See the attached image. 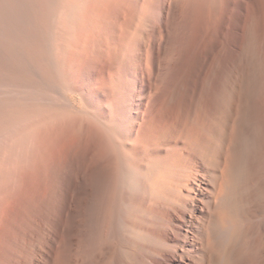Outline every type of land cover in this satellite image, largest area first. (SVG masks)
Listing matches in <instances>:
<instances>
[{
    "label": "bare ground",
    "instance_id": "6f19581e",
    "mask_svg": "<svg viewBox=\"0 0 264 264\" xmlns=\"http://www.w3.org/2000/svg\"><path fill=\"white\" fill-rule=\"evenodd\" d=\"M15 12L0 264H264V0Z\"/></svg>",
    "mask_w": 264,
    "mask_h": 264
},
{
    "label": "rangeland",
    "instance_id": "374dc122",
    "mask_svg": "<svg viewBox=\"0 0 264 264\" xmlns=\"http://www.w3.org/2000/svg\"><path fill=\"white\" fill-rule=\"evenodd\" d=\"M0 4H1L0 5L1 6L0 7V30L4 28L2 30L3 32L0 31V50H1L0 51V72L3 74V76L2 75L0 76V93H2V94H0V96H1L0 97V119L1 120L5 119V121H13L14 120V122H15L16 121L15 120L16 119V112H15L16 111V101H15L16 100V65H15L16 64V56H15L16 55L15 54L16 53V28H14V27H16V25H15L16 24V15H15L16 14V12H15L16 11V0H5V1L4 0H0ZM3 10H5V12ZM9 13H11V14H9ZM6 21H8V22H6ZM8 31H10V32H8ZM5 32H6V34H4ZM2 40L4 41V43H2L3 42ZM1 56H3L4 59ZM14 56H15V58H14ZM4 100H6V102ZM10 100H12V101H10ZM12 113H13L14 116L12 115ZM11 117H13V118H11Z\"/></svg>",
    "mask_w": 264,
    "mask_h": 264
}]
</instances>
